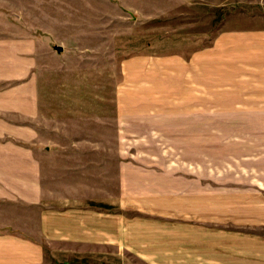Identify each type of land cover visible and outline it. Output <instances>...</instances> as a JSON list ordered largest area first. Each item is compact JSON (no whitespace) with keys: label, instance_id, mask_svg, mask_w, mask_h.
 I'll return each instance as SVG.
<instances>
[{"label":"crops","instance_id":"0c3cea01","mask_svg":"<svg viewBox=\"0 0 264 264\" xmlns=\"http://www.w3.org/2000/svg\"><path fill=\"white\" fill-rule=\"evenodd\" d=\"M254 18L212 34L190 26L127 59L174 66L176 173L117 161L110 196L48 194L37 38L0 37V264H264V14ZM146 99H123L125 119L157 108ZM244 135L252 154L215 159V141Z\"/></svg>","mask_w":264,"mask_h":264},{"label":"rangeland","instance_id":"374dc122","mask_svg":"<svg viewBox=\"0 0 264 264\" xmlns=\"http://www.w3.org/2000/svg\"><path fill=\"white\" fill-rule=\"evenodd\" d=\"M255 14H264V0H0V37L37 38L39 141L51 149L40 152L48 194L110 196L120 160L176 173L174 66H127V59L150 43L173 46L190 26L209 34L256 26ZM127 97L157 108L126 120L120 107ZM239 137L214 142L218 162L252 154L254 135ZM124 143L133 145L122 150Z\"/></svg>","mask_w":264,"mask_h":264},{"label":"water","instance_id":"95a60500","mask_svg":"<svg viewBox=\"0 0 264 264\" xmlns=\"http://www.w3.org/2000/svg\"><path fill=\"white\" fill-rule=\"evenodd\" d=\"M53 48H55L58 52L62 51L63 47L61 45L58 44H54Z\"/></svg>","mask_w":264,"mask_h":264}]
</instances>
